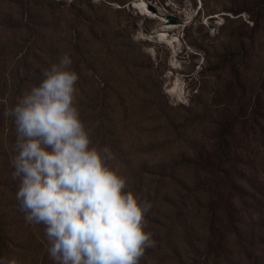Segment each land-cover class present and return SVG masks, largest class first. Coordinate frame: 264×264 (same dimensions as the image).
Here are the masks:
<instances>
[{"label":"rangeland","instance_id":"1","mask_svg":"<svg viewBox=\"0 0 264 264\" xmlns=\"http://www.w3.org/2000/svg\"><path fill=\"white\" fill-rule=\"evenodd\" d=\"M135 1L0 0V258L54 264L44 226L19 211L16 126L4 113L67 52L90 146H107L125 190L152 202L156 247L140 264L197 260L210 193L196 158L215 154L232 179L243 172V228L254 234L228 239L216 264H264V200L250 187L264 175V0H142L143 11Z\"/></svg>","mask_w":264,"mask_h":264},{"label":"clouds","instance_id":"2","mask_svg":"<svg viewBox=\"0 0 264 264\" xmlns=\"http://www.w3.org/2000/svg\"><path fill=\"white\" fill-rule=\"evenodd\" d=\"M69 53L43 70L5 116L14 118L12 179L29 224H42L54 264H140L156 247L147 231L153 205L126 191L127 178L112 168L111 150L92 144L75 106L78 73ZM0 264H18L0 258Z\"/></svg>","mask_w":264,"mask_h":264},{"label":"trees","instance_id":"3","mask_svg":"<svg viewBox=\"0 0 264 264\" xmlns=\"http://www.w3.org/2000/svg\"><path fill=\"white\" fill-rule=\"evenodd\" d=\"M233 80L236 82V77H233ZM217 145L222 148L225 142L220 140ZM196 161L202 171L208 172V178L202 182L201 190L208 191L210 197L202 206L205 216L201 220L202 233L208 238L206 244L202 249L200 248L197 260H192L191 264H216V259L224 258V254L229 250L228 239L237 243L238 237L244 236L245 239H251L250 237L254 236L252 232L243 228V212L247 209L243 202L245 200L244 175L243 172L242 175L237 172V177L232 179L234 175L226 168L228 158L222 154L197 157ZM256 181L257 184H251L250 187L257 203L264 200V192H262L264 175ZM258 225L260 233L264 234V216ZM238 243L243 245L242 240ZM261 246L264 247V243H261ZM224 263L229 262L224 259Z\"/></svg>","mask_w":264,"mask_h":264},{"label":"bare ground","instance_id":"4","mask_svg":"<svg viewBox=\"0 0 264 264\" xmlns=\"http://www.w3.org/2000/svg\"><path fill=\"white\" fill-rule=\"evenodd\" d=\"M132 6L136 9V8H139L140 10H145V3L142 1V0H138V1H135V2H132ZM174 27V26H173ZM161 35V34H160ZM162 36V35H161ZM163 37V36H162ZM167 38V37H166ZM170 43H174V40H170L168 41Z\"/></svg>","mask_w":264,"mask_h":264},{"label":"water","instance_id":"5","mask_svg":"<svg viewBox=\"0 0 264 264\" xmlns=\"http://www.w3.org/2000/svg\"><path fill=\"white\" fill-rule=\"evenodd\" d=\"M169 22L170 23H179L178 20H176V19H174L172 17L169 18Z\"/></svg>","mask_w":264,"mask_h":264}]
</instances>
